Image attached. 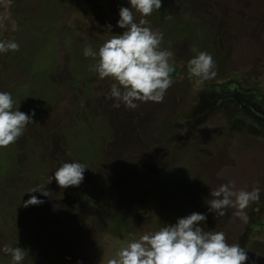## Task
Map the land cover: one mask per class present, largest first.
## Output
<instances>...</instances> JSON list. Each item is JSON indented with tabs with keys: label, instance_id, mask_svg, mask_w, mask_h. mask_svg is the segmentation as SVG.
<instances>
[{
	"label": "rangeland",
	"instance_id": "rangeland-1",
	"mask_svg": "<svg viewBox=\"0 0 264 264\" xmlns=\"http://www.w3.org/2000/svg\"><path fill=\"white\" fill-rule=\"evenodd\" d=\"M122 6L130 0H13L9 8L18 27L0 39L19 50L0 53V91L14 110H34L35 122L0 147V264H13L5 246L24 248L21 264H107L132 236L192 212L206 215L205 231L245 248L247 264H264V204L222 216L207 204L221 184L264 192V0H162L147 17L133 9L136 22L163 34L177 70L162 102L135 109L113 106L116 81L99 78L98 58L83 54L125 30ZM193 48L212 56L213 78L189 74ZM73 161L88 168L78 187L48 183ZM32 195L43 203L25 207Z\"/></svg>",
	"mask_w": 264,
	"mask_h": 264
},
{
	"label": "clouds",
	"instance_id": "clouds-1",
	"mask_svg": "<svg viewBox=\"0 0 264 264\" xmlns=\"http://www.w3.org/2000/svg\"><path fill=\"white\" fill-rule=\"evenodd\" d=\"M13 0H0V31H15L18 27L11 18L9 8ZM131 7H120L117 25L125 29L118 35L108 38L94 51L85 47L84 56L98 58L93 70L99 78H112L110 99L114 107L123 103L129 109L138 107L136 101L162 102L166 90L172 85L170 58L173 53L162 50L163 34L152 30L146 19L136 22L133 12L142 17L150 16L162 7V0H130ZM10 25V29H9ZM112 26L107 25L111 31ZM18 51L19 44L14 40L0 39V53ZM196 55L190 59L187 68L191 76L203 80L213 78L214 61L212 56L193 48ZM10 93L0 91V147L15 143L23 134L26 125L35 122L31 115L13 108ZM80 162H63L50 175L48 183L56 180L60 188L78 187L84 180L85 170ZM40 191L34 188L30 192ZM42 192V191H41ZM48 195L46 192H42ZM260 189L252 191H232L229 184H221L210 189L212 199L207 201L209 212L224 215L223 209L234 207L243 211L251 201L259 198ZM234 197V200L232 199ZM43 203L32 195L24 206ZM204 213L192 212L180 217L174 224H166L156 231L146 232L139 238H132L122 246L117 257L110 258L107 264H247L248 253L239 244H229L223 232L205 231L200 223L206 221ZM11 255L13 264H21L26 256L24 248L5 246L2 249Z\"/></svg>",
	"mask_w": 264,
	"mask_h": 264
},
{
	"label": "flooded vegetation",
	"instance_id": "flooded-vegetation-1",
	"mask_svg": "<svg viewBox=\"0 0 264 264\" xmlns=\"http://www.w3.org/2000/svg\"><path fill=\"white\" fill-rule=\"evenodd\" d=\"M260 189V193H259V198L257 200H254V201H251L249 203V205L247 206L248 208V211L250 210H255V209H252L254 207H257V208H262V204H264V192H261V187H257ZM248 191H252V189H249ZM258 209V211L260 210Z\"/></svg>",
	"mask_w": 264,
	"mask_h": 264
},
{
	"label": "trees",
	"instance_id": "trees-1",
	"mask_svg": "<svg viewBox=\"0 0 264 264\" xmlns=\"http://www.w3.org/2000/svg\"><path fill=\"white\" fill-rule=\"evenodd\" d=\"M172 74H173V75L177 74V70H176V69L173 70V71H172ZM38 78H39V77H38ZM33 87H35V84H33Z\"/></svg>",
	"mask_w": 264,
	"mask_h": 264
}]
</instances>
